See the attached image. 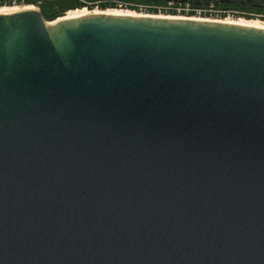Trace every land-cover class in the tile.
Segmentation results:
<instances>
[{
    "label": "water",
    "instance_id": "water-1",
    "mask_svg": "<svg viewBox=\"0 0 264 264\" xmlns=\"http://www.w3.org/2000/svg\"><path fill=\"white\" fill-rule=\"evenodd\" d=\"M90 11L0 13V264H264V28Z\"/></svg>",
    "mask_w": 264,
    "mask_h": 264
},
{
    "label": "trees",
    "instance_id": "trees-1",
    "mask_svg": "<svg viewBox=\"0 0 264 264\" xmlns=\"http://www.w3.org/2000/svg\"><path fill=\"white\" fill-rule=\"evenodd\" d=\"M13 5H35L48 22L83 9L264 21V0H0L1 8Z\"/></svg>",
    "mask_w": 264,
    "mask_h": 264
},
{
    "label": "bare ground",
    "instance_id": "bare-ground-1",
    "mask_svg": "<svg viewBox=\"0 0 264 264\" xmlns=\"http://www.w3.org/2000/svg\"><path fill=\"white\" fill-rule=\"evenodd\" d=\"M4 8H6V7H4ZM14 8V7H13ZM33 8H35L34 6H25L24 8H19L18 7V9H11V7H9L8 9H3V8H1L0 9V13H9V12H14V11H18V10H21V9H33ZM94 12L95 13H113V14H124V13H126V14H130V15H137L138 14V12H136V13H127V12H115V11H108V10H106L105 12H101V10H94ZM84 13V12H83ZM79 14V15H73V16H65V17H61V18H65V19H72V18H80V17H82V16H85V15H88V14H91V13H93L92 11H90L89 10V12L87 13V14ZM144 13H139L138 15H143ZM155 16H157V17H163V16H167V17H172V15L171 16H169V15H163V14H159V15H155ZM61 18H59V19H61ZM193 18H199V19H202V18H200V17H193ZM211 18H209L208 20H210ZM222 19H218V21H221ZM225 21L226 22H231V23H239V24H244V25H251V26H256V27H261V28H264V24H259V22H244V21H230L229 20V18H227V19H225ZM54 23H56V22H52V23H50L49 25H53Z\"/></svg>",
    "mask_w": 264,
    "mask_h": 264
},
{
    "label": "rangeland",
    "instance_id": "rangeland-1",
    "mask_svg": "<svg viewBox=\"0 0 264 264\" xmlns=\"http://www.w3.org/2000/svg\"><path fill=\"white\" fill-rule=\"evenodd\" d=\"M25 6H30V5H13V6H5L6 8L2 7L3 9H8L9 7H11V9H18L19 8H24ZM35 8H38L37 6L33 5ZM14 7V8H13ZM1 9V7H0ZM98 10V9H97ZM96 10V11H97ZM108 11H115V12H127V13H136L135 11H130V10H121L119 11L118 9H115V10H108ZM84 12V13H83ZM89 12L88 9H83V10H76V11H71L68 13V16H73V15H79V14H87ZM139 13V12H138ZM147 14V13H146ZM159 14H162V13H159ZM158 14V15H159ZM230 21H244V22H259V24H264V21H261V20H247V19H244V18H239V19H233L232 17L229 18Z\"/></svg>",
    "mask_w": 264,
    "mask_h": 264
}]
</instances>
